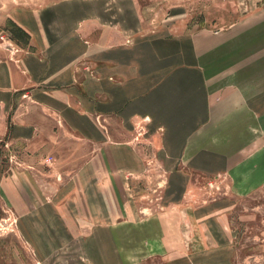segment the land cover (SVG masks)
<instances>
[{
    "label": "crops",
    "instance_id": "1",
    "mask_svg": "<svg viewBox=\"0 0 264 264\" xmlns=\"http://www.w3.org/2000/svg\"><path fill=\"white\" fill-rule=\"evenodd\" d=\"M17 27L27 40L0 57V202L35 259L240 264L229 212L197 206L192 178L223 176L261 144L245 130L263 128L262 74L215 84L213 42L190 31Z\"/></svg>",
    "mask_w": 264,
    "mask_h": 264
},
{
    "label": "rangeland",
    "instance_id": "2",
    "mask_svg": "<svg viewBox=\"0 0 264 264\" xmlns=\"http://www.w3.org/2000/svg\"><path fill=\"white\" fill-rule=\"evenodd\" d=\"M69 19L86 24L94 37L98 28L111 29L118 39L131 32L152 37L162 34V28L165 33H198L202 43H214L207 45L208 67L215 68L218 77L224 75L215 84L247 80L253 86L261 73L264 90V0H0V57L11 48L12 53L17 41L27 40L17 27L21 21L46 25V20ZM222 94L215 92V104L221 106ZM247 132L258 135L261 144L245 152L223 176L193 177L191 196L210 214L229 212L237 263L264 264V120L261 130ZM0 264H44L22 244L13 228L12 210L1 202Z\"/></svg>",
    "mask_w": 264,
    "mask_h": 264
},
{
    "label": "built area",
    "instance_id": "3",
    "mask_svg": "<svg viewBox=\"0 0 264 264\" xmlns=\"http://www.w3.org/2000/svg\"><path fill=\"white\" fill-rule=\"evenodd\" d=\"M50 159L46 160V161H49Z\"/></svg>",
    "mask_w": 264,
    "mask_h": 264
}]
</instances>
